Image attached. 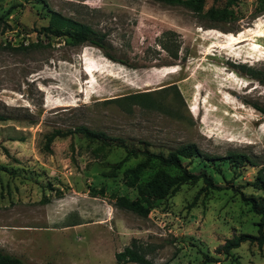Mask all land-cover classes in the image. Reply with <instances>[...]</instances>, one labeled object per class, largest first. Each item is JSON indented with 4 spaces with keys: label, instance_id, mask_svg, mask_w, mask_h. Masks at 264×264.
<instances>
[{
    "label": "rangeland",
    "instance_id": "374dc122",
    "mask_svg": "<svg viewBox=\"0 0 264 264\" xmlns=\"http://www.w3.org/2000/svg\"><path fill=\"white\" fill-rule=\"evenodd\" d=\"M51 10L105 31L126 63L38 33ZM0 13L8 23L0 24V113L8 117L0 120V249L32 264H118L115 252L134 241L155 264H264V244L216 251L233 233H256L258 215L231 188L197 194L201 180L184 183L140 215L117 201L145 205L123 173L141 156L109 175L121 146L99 149L80 133L46 146L55 129L78 124L155 151L195 142L214 158L184 157L189 168L257 193L250 183L264 176L256 106L264 107V83L239 64L264 70V0H203L199 10L162 0H0ZM37 39L44 45L19 46ZM231 151L252 162L216 158ZM204 253L217 260L204 262Z\"/></svg>",
    "mask_w": 264,
    "mask_h": 264
},
{
    "label": "trees",
    "instance_id": "16d2710c",
    "mask_svg": "<svg viewBox=\"0 0 264 264\" xmlns=\"http://www.w3.org/2000/svg\"><path fill=\"white\" fill-rule=\"evenodd\" d=\"M167 3H186L192 8L199 10L202 6L203 0H162ZM236 0H226L228 5L234 3ZM224 9L221 13L226 14ZM212 15H216L215 11L211 9L208 11ZM228 12V11H227ZM220 14V13H217ZM222 16V15H221ZM0 24L7 25L4 13H0ZM53 34L58 38H64V40L72 45L89 43L102 49L104 54L114 61H119L126 63V60L117 57L113 51L111 43L107 40L106 32L101 31L91 24L76 19L70 15L62 14L57 10H51L49 21L46 25L41 26L38 29V33ZM44 43L41 39L36 41H29L24 44L21 43L20 48H27L30 46H43ZM175 54V53H174ZM239 66L244 69L245 72L249 73L254 78L258 79L264 83V70L256 69L251 66L239 64ZM140 92L135 93L134 97H139ZM258 109L264 112L263 106L256 105ZM8 117L3 113H0V120L7 119ZM80 133L82 136L89 140L98 141L100 143L99 149L103 146L117 145L125 149V156L113 163L109 175H116L118 168L121 167L123 160L126 157H138L141 158L130 167H126L123 170L124 175H127L126 182L131 186L137 188L139 196L145 202L139 203L138 201L118 199V206L127 208L140 215H146L149 208L153 205L154 200L162 199L169 195L174 194L182 184L184 183H196L199 180L203 182V185L199 188V192H207L209 189H222L231 188L233 191L240 194L241 199L249 204L251 210L258 215V220L256 222L257 228L256 233L248 231H240L233 233L231 236L226 237L225 240L216 247L217 252H222L229 254V252L244 241L256 242L258 246L264 244V176L262 172H258L255 180L250 184L257 189V193L245 192L240 186L233 183L230 184H220L217 183L213 176L205 170L195 171L188 167L186 163L183 162V158H191L196 155H202L199 147L195 142H187L180 144L179 146L169 149L168 151L163 150H151L147 144L131 146L125 142V140L119 136H114L106 133L104 130L94 129L85 124L75 125L72 129L62 131L60 129H55L46 139V146L50 148V143L55 136H65L68 134ZM203 159L209 160L211 157L208 154L202 155ZM218 160H228L238 162L239 164H245L246 162H252L250 157L241 152L231 151L226 155H219L216 157ZM157 160L159 163L158 168L152 174V176L145 182L139 180V174L141 170L148 167L152 161ZM172 166L180 170L179 174L175 175L168 171L167 167ZM4 167L0 166V169ZM48 199L45 195L40 199L41 202H46ZM115 259L118 264H123L124 262L133 261L140 264H155L150 258L146 256L140 245H137L134 241L130 244L125 245L121 250L115 252ZM217 256L204 253L203 261H216ZM0 264H32L20 256L11 254L9 252L0 249ZM162 264H169L164 262Z\"/></svg>",
    "mask_w": 264,
    "mask_h": 264
}]
</instances>
